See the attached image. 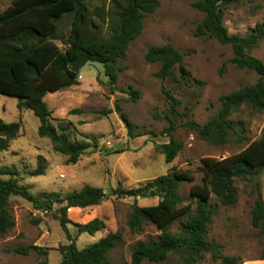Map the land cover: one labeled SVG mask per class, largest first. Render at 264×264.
<instances>
[{
  "label": "trees",
  "instance_id": "16d2710c",
  "mask_svg": "<svg viewBox=\"0 0 264 264\" xmlns=\"http://www.w3.org/2000/svg\"><path fill=\"white\" fill-rule=\"evenodd\" d=\"M95 1L98 4L95 5ZM192 1L193 7L205 15L197 28V35H208L221 45L230 46L234 53L232 63L238 69L254 72L258 80L254 85L221 96L218 114L204 125L192 119L184 122L190 114L180 110L182 100L168 86H164L163 94L169 104L166 115L169 126L161 132V136L171 138L178 130L174 118H179L184 127L209 144L225 146L231 136L237 143H242V133L231 120L233 114L242 107L264 114V62L250 54L264 41V21L257 23L245 35L230 34L224 23L225 10L241 0ZM159 7V0H14L0 13V95L17 99L20 112L33 111L40 120L39 136L49 139L53 151L66 157V165L78 164L88 150L97 147L98 138L85 134L87 141L73 140L67 128L52 125L53 111L45 98L79 85L81 70L89 63L101 64L110 85H116L121 72L119 61L142 35L146 15L154 14ZM65 18L71 20L69 32L60 30ZM146 60L161 65L157 77L164 81L173 77L176 70L181 86L191 78L184 55L171 43L149 47ZM130 96L132 102H137L140 94L132 90ZM117 111L126 124L130 138L150 134L140 131L119 105ZM81 113L82 110L72 111V114ZM20 130V123L0 120V153L9 150L11 143L19 137ZM183 149L184 144L172 138L167 143L156 145V150L165 157L167 164L173 163ZM47 169L46 159L40 156L38 167L30 175L44 176ZM201 172L203 177L193 186L190 200L180 191L185 183L195 182L196 176L191 170L176 167L144 186L126 189L119 185L111 191L110 195L116 198L135 200L127 221L131 233H142L147 224L155 226L160 232L155 239L139 241L133 246L131 264H161L171 257L177 258L179 264H199L207 254L221 264H242L238 257L224 255L221 244L209 240L210 227L216 216V210L209 206V202L214 196L224 207L236 206L239 202L236 181L239 179L254 186L252 225L258 230V236L264 239V200L260 191L264 174V130L258 140L239 154L221 160L205 158ZM0 173L18 174L15 168L2 169ZM12 197H21L36 210L54 215L70 242L59 248L62 256L60 264H111L109 254L122 240L121 231L111 232L98 243L80 249L69 228L73 225L80 236H93L106 228L102 219L77 224L68 215L71 209L100 206L108 197L103 189L85 186L64 195L44 192L35 196L20 185L19 178H0L1 239L6 238L16 225L10 207ZM140 198H158L159 203L142 207L138 204ZM177 222H180V231L174 233L171 227ZM32 223L39 225L40 221L33 220ZM9 251L21 256H29L33 251L48 255V250L35 245ZM261 260H264V252ZM39 264L50 263L45 258Z\"/></svg>",
  "mask_w": 264,
  "mask_h": 264
},
{
  "label": "rangeland",
  "instance_id": "374dc122",
  "mask_svg": "<svg viewBox=\"0 0 264 264\" xmlns=\"http://www.w3.org/2000/svg\"><path fill=\"white\" fill-rule=\"evenodd\" d=\"M13 1L0 0V13ZM159 1V9L154 14L146 15L142 35L130 45L127 54L119 61L121 72L116 85H110L101 64L89 63L81 70L79 85L45 98L53 111L52 125L67 128L73 140L87 141L85 134L98 138L97 147L88 150L78 164L66 165V157L53 151L49 139L39 136L40 120L33 111L20 112L17 99L0 95V120L21 124L19 137L11 143L8 151L0 153V170L15 168L18 174L12 176L0 173V178H19L20 185L35 196L44 192L64 195L85 186L103 189L108 197L100 206L85 210L71 209L68 215L77 224L102 219L106 228L93 236H80L73 225L69 228L80 249L98 243L111 232L121 231L122 240L109 254L111 264H131L133 246L139 241L155 239L160 234L151 224L145 225L140 234L131 233L127 221L135 200L111 196L113 189L119 185L126 189L144 186L176 167L179 170H191L196 176L195 182L185 183L180 191L190 200L193 186L201 182L203 177L201 168L205 158L221 160L239 154L250 143L258 140L264 130V114L242 107L233 114L231 120L239 128L244 141L237 143L231 136L225 146H215L201 140L196 133L184 127L179 118H174L178 130L171 138L182 142L184 149L173 163H166L165 157L156 150L157 144L167 143L171 139L161 136V132L169 126L166 119L169 104L163 94L164 86H168L182 100L180 110L190 114L184 122L192 119L204 125L218 114L221 96L254 85L258 76L252 71L238 69L232 63L234 53L230 46L221 45L208 35H197V28L205 15L193 7L192 0ZM262 21L264 0H241L239 4L225 10L224 23L230 34L245 35ZM60 30H71L70 18L63 20ZM166 43H171L184 55V63L192 74L183 86L179 84L178 70L173 77L164 81L157 77L161 65L146 60L149 47ZM250 54L264 62V41L253 48ZM132 90L140 94L137 102L131 101ZM118 105L140 131L150 134L130 138L126 124L117 111ZM73 110H82L83 113L72 114ZM40 156L46 159L48 169L44 176L32 177L30 173L38 167ZM236 187L239 191L236 206L224 207L214 196L209 202V206L216 210L209 240L221 244L224 255L238 257L242 264H264V260H261L264 239L258 236V230L252 225L254 186L239 179ZM260 191L264 200V174ZM158 203V198L138 199L142 207ZM10 207L16 225L6 238H0V264H39L45 258L50 264H60L62 256L59 248L70 242L54 215L36 210L21 197H12ZM33 220L40 221V224L34 225ZM171 230L178 233L180 222L175 223ZM30 245L48 250V255L33 251L29 256H21L9 251ZM161 264L179 262L177 258L171 257ZM199 264H221V261H215L207 254Z\"/></svg>",
  "mask_w": 264,
  "mask_h": 264
}]
</instances>
